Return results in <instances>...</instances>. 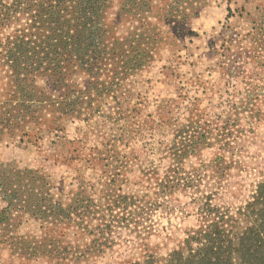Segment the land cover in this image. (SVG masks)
I'll use <instances>...</instances> for the list:
<instances>
[{"label":"rangeland","instance_id":"rangeland-1","mask_svg":"<svg viewBox=\"0 0 264 264\" xmlns=\"http://www.w3.org/2000/svg\"><path fill=\"white\" fill-rule=\"evenodd\" d=\"M106 20L144 65L84 94L60 132L0 138L9 198L65 211L33 217L0 187V264L165 258L200 227V195L235 215L264 182V0H110Z\"/></svg>","mask_w":264,"mask_h":264},{"label":"trees","instance_id":"trees-1","mask_svg":"<svg viewBox=\"0 0 264 264\" xmlns=\"http://www.w3.org/2000/svg\"><path fill=\"white\" fill-rule=\"evenodd\" d=\"M109 4L110 0H0V138L22 132L27 124L36 131L49 124L60 132L66 120L80 116L84 94L107 91L108 84H119L144 65L142 60L131 64L130 48L116 46L119 37L106 20ZM116 58L120 60L113 63ZM104 74L111 77L109 83L100 82ZM55 91L59 95L50 96ZM21 137L29 138L24 132ZM25 171H15L21 182ZM175 179L173 187L185 188L194 181ZM9 183L0 172L3 199L33 217H45L42 206L52 217L65 212L50 200L18 201L16 191L9 198ZM213 195L198 197L201 225L186 234L176 250L165 258L149 256L130 264H264V182L235 215L229 208L212 206Z\"/></svg>","mask_w":264,"mask_h":264}]
</instances>
